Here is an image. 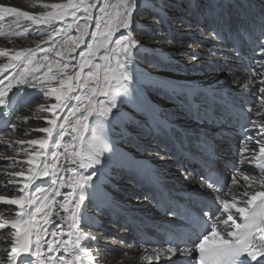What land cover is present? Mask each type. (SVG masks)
I'll use <instances>...</instances> for the list:
<instances>
[{"label":"bare ground","instance_id":"bare-ground-1","mask_svg":"<svg viewBox=\"0 0 264 264\" xmlns=\"http://www.w3.org/2000/svg\"><path fill=\"white\" fill-rule=\"evenodd\" d=\"M167 1L168 3L164 4L165 7H162L160 2L154 4L148 0H136L137 7L133 9V20L129 28H116L111 33L112 39L108 42L107 51L104 48H100L99 51H93V64H99L102 67L97 70L95 67L89 66L83 70V77H86L89 71L96 73L100 78L101 86L106 87L109 92L119 90L116 94L114 107L110 97L97 94L93 99L94 104L96 101L102 100L104 106L110 107L111 111L103 117L97 115L89 117V128L85 131L82 144L73 140V133L70 129L65 136H60L59 130H55L53 138L49 140L46 159L42 158L43 162L57 163L61 170L59 173L35 181L34 185L28 189L29 193L35 191L36 187L45 190L51 189L53 187L51 184L52 179L64 176L66 184L61 189V195L56 196V203L59 204L65 197L72 199L70 195L72 187L69 177H72L73 173L67 171V169L72 168L75 172L83 175H92L95 170L96 174L85 186V200L81 206L83 214L80 217L77 229L70 230L68 227L69 221L67 217L70 216V213H65L63 209L59 208L53 209L54 222L60 225L59 231L63 233L58 239L65 242L71 240L72 243H69L66 249L61 247L59 251L52 253L49 252L47 244L44 243L41 247L42 256L40 258L44 260V264H48L49 256L55 261L60 256L65 257V259H71L73 255L77 254L81 255L83 264H92L90 261L94 262V264H154L165 257L171 258L173 254L158 246L141 249L127 242L128 230L124 226L127 228L126 220L128 218H132L134 221H138L142 217H147L150 220L155 218L164 220V218L154 216L153 210L151 214L139 212L140 209L146 212L151 210V205L144 193L147 188L139 186V181H142L141 177L143 175L159 177L167 183H177L178 188L184 190L192 188L203 192L207 191V189L178 172L174 164L166 159L162 152H159L154 146L159 147L158 141L162 137L176 134L180 131L199 129L206 134H210L208 128L190 122L185 113L189 110L194 111L201 108L203 99L214 96L230 98L250 96L254 98L257 103L253 106L252 112L255 116V121L261 120V117H258L256 113H264V106L261 105L259 98V87L264 86L260 81L264 80V77L258 74L254 75L255 72H250L239 65L232 64V59L227 55L223 44L216 41L211 30L221 23L225 17L235 18L247 9L261 7L263 0H187L186 3L190 5L187 9L181 5L177 6L180 0H162V2ZM53 3L66 4L68 0H0V4L16 7L21 11H28L34 15L45 11L43 5ZM138 7L139 9L137 10ZM142 8L149 9L151 12H147ZM47 11H51V9H47ZM106 11L110 12L113 17L117 12H123L121 0L115 1ZM158 14L162 17V20H168L169 23L175 22L177 14L181 15L180 20H183V23L179 22L177 24V26H180L178 31L183 32V34L194 32V34L198 35L197 39L201 42L199 43L198 40L194 39L189 40L188 38L183 41L180 39L182 36L172 35L167 37L164 35L166 34L165 31L163 34L161 32L156 34L158 39L151 40L149 32L141 28H145L148 31H152L150 29H158ZM76 15L82 24L80 19L87 14L79 9ZM192 17L195 19L194 23L196 24L193 26L189 25L187 28V23H190ZM106 20L107 17L100 21L101 31L106 28ZM201 21H204L202 25H200ZM72 22V17L69 15L64 21L57 22L53 27L66 28V24ZM91 24L94 26L96 23L91 21ZM89 26L92 28L91 25ZM133 26H139L140 28ZM0 32L4 33V35L0 36V49H8V54L11 55L13 51L31 48L35 50L37 60H42L45 55L44 52H41V49L51 48L55 43L56 49L60 50V46L67 36H77L76 29L72 28L67 29L66 33H61L59 38L53 35V39L49 40L48 36L51 32L49 26L33 25L31 21H27L23 17L17 23L15 16H6L0 19ZM169 32L171 33L172 31ZM17 33H23V35H18ZM121 34L128 36L130 38L128 43L132 44L127 53L123 51L113 52V49L117 47L115 40L119 39ZM100 41L101 37L99 36L95 39L91 36L89 37V42L93 43L94 47ZM143 44H146L147 47H144ZM140 50L141 52L154 50L158 55H164L165 59H169L171 62L176 59L181 60L182 63L190 66V71L187 74H174L167 69H160L155 61L149 62L145 58H142L143 60L135 59V54H139ZM46 54L48 62H53L54 66L56 61L64 62L63 59L56 56L54 51ZM74 55L75 57L78 56V49ZM102 56H108L109 59L103 60L101 59ZM129 60L130 63L125 64L124 69L119 68L120 63ZM207 60L223 63L225 64V69L219 71L212 68L206 71L204 66L207 65ZM71 61L67 75H74V70L78 69V61L76 59ZM7 62L8 56H0V65L7 64ZM219 63L215 64L214 67L219 68ZM184 64L181 67L182 71L186 68ZM178 68L179 66H177ZM106 69L109 80L105 84L103 77ZM45 71H47V68L40 69L37 75H43ZM121 73H126L130 79L124 81ZM16 74L17 70L5 68L4 71L0 72V79ZM153 81L161 82L156 85ZM7 82L5 81V83ZM150 82L153 83L149 84ZM11 83L13 88L5 98L6 104L0 105V120L7 115H9V118L14 119L10 132H5L7 124L5 126L0 124V197H4L5 201L25 194L19 190L15 192L14 185L16 183L11 182L14 178L9 174L23 171L25 175H28L29 166L26 163L28 154L25 149L31 152L35 146L28 145L27 141L41 139L46 136L45 133L39 132L38 129L49 126L45 122V117L51 118L47 108L52 103H55L53 97L44 95L45 89H32L26 85H16L15 80H12ZM148 85L155 86L152 87V90ZM52 86H59L58 79L52 82ZM95 86V82L91 81L89 89ZM125 89L127 90V95H125ZM172 91H175L178 99ZM27 92L32 94L33 99L26 103L22 110L14 112L20 104L18 101L13 102L14 97ZM90 94V90L86 91L78 88L72 95H83L85 97L84 104L86 105ZM147 100H151L157 105ZM76 104L77 102L74 99L68 101V106H76ZM41 105H44L43 109H41ZM96 110L97 112L100 110L99 104L96 105ZM66 114L67 110L58 114L61 118L59 122H63L62 117ZM177 118L181 120H176ZM74 120L75 118H73V123ZM93 129H95L99 140L107 145V149L99 154L100 165H92L81 169L78 161L75 164L69 163L67 154H71L73 148L76 151L86 148L92 139ZM255 129L258 130L259 126L257 125ZM117 135L119 136V142L114 139ZM260 135L261 133L256 131L255 138L257 139ZM57 140L61 145L59 149L55 147ZM18 141H23L24 143H19ZM247 143L249 151L253 148L259 150L256 141ZM224 144L226 143L222 145L224 146ZM243 145L244 143L239 144V147L242 149ZM52 151L60 153L58 160H52ZM231 155V151H229L225 158L230 159ZM86 163H90V161H86ZM239 173L244 176L257 177L258 180L261 177V175L252 176L242 166L239 168ZM17 179L22 180L23 178ZM245 191L249 193L254 191L264 192V187L258 181L254 186L239 182L237 187L233 188L227 195L217 197L220 203L223 199H228L229 202H232L233 197H235L236 201H246L248 197L243 195ZM238 206L245 205L238 204ZM19 211V206H9L4 201H0V223L6 224V229L0 230L1 241L5 236L10 237V233L13 231L10 226L11 221L18 218L16 214ZM102 212L111 217L112 225L118 224L120 243L118 239L112 240L109 235L98 232L94 228L99 226L97 223H88V225L91 224L93 227L86 225L90 215L102 214ZM234 218L238 219V217ZM37 219H39V216ZM101 220H105V218L102 217ZM108 228L115 227L108 226ZM51 230L49 226V231ZM70 231L73 233L72 236L68 235ZM77 235L81 238L79 248L74 244ZM50 239H52L51 235L44 237L45 241ZM122 239H126V241ZM9 244L11 245V243ZM105 244L117 245L118 253L111 255V252L103 250L102 246ZM5 247L6 245H0V256H3L6 260L9 248L6 250ZM80 249H83V252ZM84 252L88 253L91 259L85 256ZM30 259L35 264H39L38 258L30 257Z\"/></svg>","mask_w":264,"mask_h":264},{"label":"snow or ice","instance_id":"snow-or-ice-1","mask_svg":"<svg viewBox=\"0 0 264 264\" xmlns=\"http://www.w3.org/2000/svg\"><path fill=\"white\" fill-rule=\"evenodd\" d=\"M83 0L80 2H74V0H68L66 4H45L43 5L45 11L38 15H34L28 11H21L16 7H8L0 4V19L6 16H15L17 23L21 17L27 21H31L33 25H47L51 28L48 39L52 40L53 35L57 38L61 33H66L67 29L75 28L78 33L77 36H67L64 39L63 44L60 46V50L56 49L55 43L53 47L48 49H41L44 52L42 60H37L35 50L21 49L19 51H13L9 55L8 49H0V56H8L7 64L0 65V72L5 68L17 70L16 75L11 77H5L0 79V105L6 104V97L9 95L13 88L12 80H15L16 85H26L32 89H45L44 95L53 97L55 103L48 106L47 111L50 113L51 118L45 117L47 127L38 129L39 132L45 133L46 136L41 139H33L27 141L30 146H35L31 152L25 151L28 154L26 161L28 167V175H25L23 171H17L10 173L13 178H20L22 180H13L12 183L19 185V191L25 193L18 198L7 199L0 197V201H4L7 205L19 206L20 211L16 214L17 219L11 221V228L13 231L10 233L11 250L7 252L6 260L3 256H0V264H35L30 257H36L39 259V264H44V260L40 259L42 256L41 247L44 243L47 244L50 253L59 251L61 247L67 248L72 241L59 240V236L63 235L59 231L60 225L55 223V217L53 214L54 208L63 209V212L70 213L67 217L68 227L70 230L77 229V225L80 223V217L82 216L81 206L84 203L85 186L92 180L93 175L96 174L95 170L92 175H83L75 172L72 168L67 171L72 172L73 176L69 177L71 181L72 192L70 193L72 199L65 197L59 204L56 203V196L61 195V189L65 186L66 181L64 176H59L58 179H52L51 189L45 190L39 187L35 188V191L29 193L28 189L34 185V182L41 180L44 177H49L60 172V166L57 163H45L43 159H46V150L48 148L49 140L53 138L55 130H59L60 136H65L70 129L73 133V140L78 141L81 144L84 141L85 131L89 128V117L97 115L99 117L106 116L111 111L110 107H105L103 101H96L93 103V99L99 95L110 97L112 106H115L116 94L119 90L109 92L106 87L101 86L100 78L96 73L89 71L86 77L82 76V72L86 67H95L99 70L102 65L93 64L92 53L93 51H99L100 48L108 49V42L112 39L111 33L116 28L128 29L133 20V9L137 7L136 0H121V6L123 12H117L113 17L110 12L106 11L109 5L105 4L100 7V12L104 13V17L96 16L97 27L95 31L91 32L93 39L101 37V41L95 47L93 43L88 42V52L80 51V63L78 70H74V75H67V70L70 67V61L75 59L74 53L81 44L86 43L84 37L89 35L88 21L92 19L90 14L83 17L85 21L83 24L79 22L76 12L82 6ZM94 5H86L83 7V11L87 14L89 9ZM51 9V11H47ZM71 15L72 23H67L66 28L53 27L57 22L64 21L67 16ZM107 17L106 28L104 31L100 30V21ZM23 35V33H17ZM4 35L0 32V36ZM129 37L123 34L119 39L115 40L117 46L113 49V52L123 51L128 52L132 44L128 43ZM134 44V42H133ZM55 52L57 57L63 59V63L60 61L48 62L47 52ZM264 58V43L260 44V52L258 54ZM101 59L108 60V56H102ZM130 63L125 61L119 64L120 69L125 68V64ZM34 65V66H33ZM264 67V64L261 65ZM47 68V71L43 72V75H37L38 70ZM256 75V73H254ZM259 75H264L260 73ZM121 77L124 81L130 79L126 73H121ZM58 79L59 86H52V82ZM103 80L105 84L109 80L108 71L106 69ZM5 81H8L5 83ZM95 82V87L89 89L90 82ZM260 83L264 85V80ZM90 90V96L88 97L87 104H84L85 97L83 95H72L77 89ZM125 95L127 90L125 89ZM259 98L261 105L264 106V86L259 87ZM75 100L76 106H68V101ZM100 105V110L97 112L96 105ZM44 105H41V109ZM67 110V114L63 115L62 121H60L59 113H63ZM256 115L261 117L260 121H254L253 126H259L261 135L257 137L256 144L259 146V151L256 152L252 149L251 160L257 159L264 161V113L257 112ZM73 118H75L73 123ZM15 127V126H14ZM251 136L248 137L250 141ZM24 143L23 141H18ZM60 142L57 140L55 147L60 148ZM107 149V145L104 144L96 135L95 129H93V135L91 141L87 144L86 148H82L81 151H76L73 148V152L68 155V161L71 164L79 162L81 169L91 167L92 165H100L99 154L101 151ZM248 143L245 142L241 152H248ZM60 153L58 151H52V160L59 159ZM43 158V159H42ZM90 161V163H86ZM42 165V166H41ZM261 177H249L242 176L246 185L254 186L257 181L264 187V163H261ZM238 178L234 176L232 178V184L237 185ZM47 192V194H45ZM78 193V196H77ZM244 196H247L246 201H236L235 197L232 198V202L228 199L221 201L222 210L226 215L217 217L215 221L211 220V216L208 212L204 215L208 217L205 220V232L196 236L191 243L194 247L190 250L192 253H199L198 259H194L193 264H264V192L254 191L249 193L245 191ZM259 198L261 200V211L255 212L249 205H252L254 201ZM238 204H244L245 206H238ZM39 216V219L37 217ZM238 217L243 223H237ZM210 224V231H208V225ZM49 226L51 231H49ZM6 224L0 223V230H5ZM226 232L227 239L221 237L220 233ZM72 231L68 233L72 236ZM51 235L52 239L45 241L44 237ZM202 236V238H201ZM258 237V239H257ZM94 239V238H93ZM199 241L198 243L196 241ZM210 241H218L216 244H210ZM74 244L77 248L80 247L81 238L76 236ZM83 252V249H80ZM176 249L169 248L167 252L175 255ZM179 251H186L185 249H179ZM85 256L91 259L90 255L84 252ZM159 258V257H157ZM151 259V257H149ZM48 264H81V255H73L71 259H65L60 256L54 261L52 257H48Z\"/></svg>","mask_w":264,"mask_h":264},{"label":"rangeland","instance_id":"rangeland-1","mask_svg":"<svg viewBox=\"0 0 264 264\" xmlns=\"http://www.w3.org/2000/svg\"><path fill=\"white\" fill-rule=\"evenodd\" d=\"M115 1H117V0H83V3H82V6H81V12H84L83 11V7L84 6H86V5H93L94 4V7H92V8H90L89 9V13H87V15L88 14H90V15H92V19L90 20V21H88V25H91L92 26V28L90 27L89 29H88V31H89V35H87V36H85L84 37V39H85V41H86V43H84V44H81L80 45V47L78 48V56H76L75 57V59L78 61L77 63H78V66H79V63L81 62L80 61V57H79V52L80 51H85V52H88V48H87V43L89 42V37L91 36V32L92 31H95L96 30V25H97V22H96V19H95V17L96 16H101V17H103L104 16V13H101L100 12V7L101 6H103V5H105V4H107V5H112ZM148 1H151V2H153L154 4L155 3H158V2H160V5L162 6V7H165L164 6V4H167L168 3V1L167 2H162V0H148ZM259 1V0H258ZM74 2H80V0H74ZM107 2V3H106ZM187 2V0H180L179 2H178V5L177 6H184L186 9L187 8H189L190 7V5L189 4H187L186 3ZM189 2V1H188ZM174 5V4H173ZM176 5V4H175ZM139 9V7L137 8V10ZM142 9H144V8H142ZM107 10V9H106ZM145 11H147V12H151V10H149V9H144ZM178 12L179 13H181V11L180 10H178ZM178 16H176V20H177V22H176V20H175V22H176V24L174 25V23H169V21L168 20H162V17H160L159 16V14H158V29H150V30H152V31H148V30H146L145 28H141V29H143V30H145V31H147V32H149V38L151 39V40H156V39H158V36L156 35V34H159V32H161L162 34L164 33V31H165V33L166 34H164L165 36H167V37H171L172 35H175V36H182V38H180V39H182L183 41H185L184 39L185 38H188L189 40L190 39H194V40H198V42L200 43L201 41L199 40V39H197L198 38V35L197 34H194V32H191V33H188V34H183V32H179L178 30L180 29L179 27L180 26H177V24L179 23V22H181V23H183V20H180V18H181V15L179 16V14H177ZM183 17V16H182ZM81 21H82V24L85 22L84 20H83V17L80 19ZM190 20V19H189ZM91 21H94L96 24L93 26L92 24H91ZM195 22V19L192 17V19H191V21H190V23H187V28L189 27V25L190 26H193L194 24H196V23H194ZM204 23V21H201L200 22V25H202ZM144 24V23H143ZM206 26V25H205ZM204 26V27H205ZM95 27V28H94ZM133 27H137V28H140L139 26H133ZM159 30V31H158ZM169 31H172L173 32V34H172V32L170 33ZM182 33V34H181ZM77 35H78V33H77ZM92 37V36H91ZM60 39H62V38H60ZM144 45V44H143ZM144 47H147V45L145 44L144 45ZM142 58H145L147 61H149V62H151V61H155V63H156V65L157 66H159V68L160 69H162V70H169L170 72H172V73H174V74H179V73H182V74H187L189 71H190V66H187V65H185L184 63H182L181 62V60H174L173 62H171L169 59H165V57H164V55L162 56V55H158L154 50H151V51H145V52H141V50H140V53L139 54H135V59H142ZM161 59V60H160ZM143 60V59H142ZM228 61L230 62V59L228 58ZM232 61V60H231ZM207 62V65L206 66H204V69L206 70V71H209V70H211L212 68H213V70L214 69H217V70H219V71H223L224 69H225V64H220L219 62H217V61H215V60H207L206 61ZM71 63H72V61H71ZM217 63H219L218 65H219V68H215L214 66H215V64H217ZM184 64V66L186 67L185 68V70H183L182 71V69H181V67H182V65ZM177 66H179V68L177 69ZM78 70V69H77ZM165 72H167V71H165ZM18 74V73H17ZM153 82H155L156 83V85H158L161 81H153ZM153 82H150L149 84H151V83H153ZM221 85V84H220ZM149 86V85H148ZM153 86H155V85H150L149 87L153 90ZM167 86V85H166ZM166 88H169V87H166ZM170 89V88H169ZM229 89H231V88H229ZM173 93H174V95L177 97V99H178V96L175 94V91H172ZM36 97V96H35ZM34 97V98H35ZM33 98H32V94L30 93V92H27V93H23L22 95H16L15 97H14V100H13V102H20V104H19V106L17 107V110H15L14 112H16V111H19L20 109L22 110L23 108H24V106H25V104L26 103H28V102H30L31 100H32ZM99 101H102V100H99ZM147 101H149L150 103H152V104H156L155 102H152L151 100H147ZM157 105V104H156ZM138 119L139 120H141V118L140 117H138ZM14 119H12V118H9L8 116H6V117H4V118H2L0 121L2 122V123H9L7 126H6V133L7 132H10L11 130H12V127H13V124H14V121H13ZM176 120H181V119H179V118H177ZM142 121V120H141ZM13 123V124H12ZM110 133V132H109ZM139 133H141V131H139ZM17 137V136H16ZM114 139H117V141L119 142V136L117 135V137H115ZM136 142H138V141H136ZM140 144H142V143H140ZM111 145H114V144H111ZM143 145V144H142ZM129 146V145H128ZM155 148H157L158 149V151L160 152V148L159 147H157V146H154ZM135 149H136V147H135ZM134 149V151L136 152V150ZM140 152H143V151H140ZM171 162V161H170ZM149 168V167H148ZM15 180H18L17 178H14ZM14 190H15V192L16 191H18L19 190V185L18 184H15L14 185ZM90 204V203H89ZM139 212H142V213H149V214H151L152 213V208H151V210L149 211V212H146L145 210H141L140 209V211ZM102 217H104L105 218V220H101L102 219ZM97 223L99 226H95L94 228L95 229H97V231L98 232H100V233H104V234H106V235H109L111 238H112V240L113 239H118V242L120 243V241H119V239L121 240V238L119 237L120 235L118 234V224H116L115 223V225H112V221H111V217L109 216V215H107V214H105L104 212H102V214H98V213H96V214H94V215H90L89 217H88V222L86 223V225H88V223ZM106 224H107V226H106ZM88 226H91V227H93L91 224H89ZM108 226H113V227H115V228H108ZM79 227V226H78ZM121 227V226H120ZM124 228L125 229H127L125 226H124ZM123 241H126V239L124 240V239H122ZM9 243H11V240H10V237L9 236H5L4 238H2V241L0 240V245H6V247H5V249L6 250H8V248H9V251L11 250V245L9 244ZM99 245V244H98ZM102 249L103 250H106V251H108V252H111L110 254L111 255H115L116 253H118V247H117V245H115V246H113V245H111V244H105V245H103L102 246ZM32 258V257H31ZM85 258V257H84ZM87 259V258H86ZM90 261V260H89ZM92 264H94V262H92V261H90ZM81 264H83V261H81Z\"/></svg>","mask_w":264,"mask_h":264}]
</instances>
